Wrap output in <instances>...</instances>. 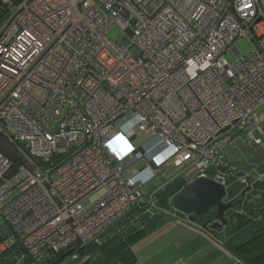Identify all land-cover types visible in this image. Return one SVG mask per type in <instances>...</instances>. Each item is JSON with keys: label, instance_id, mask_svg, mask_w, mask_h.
Here are the masks:
<instances>
[{"label": "built area", "instance_id": "1", "mask_svg": "<svg viewBox=\"0 0 264 264\" xmlns=\"http://www.w3.org/2000/svg\"><path fill=\"white\" fill-rule=\"evenodd\" d=\"M0 3V133L32 168L3 179L0 153V218L28 264L69 250L66 262L77 261L79 247L144 205L138 163V174L186 164V184L264 186V172L222 154L241 132L248 149L261 145L264 0ZM136 132L148 137L139 147Z\"/></svg>", "mask_w": 264, "mask_h": 264}, {"label": "rangeland", "instance_id": "2", "mask_svg": "<svg viewBox=\"0 0 264 264\" xmlns=\"http://www.w3.org/2000/svg\"><path fill=\"white\" fill-rule=\"evenodd\" d=\"M7 0H2L5 4ZM9 9L14 10V7L10 4ZM3 24H0V30ZM122 35V32L118 28H112L107 32V38L114 42ZM234 46L242 54H246L249 51V46L245 40H237ZM228 63L234 61L233 56L228 53L225 56ZM263 106V107H262ZM261 110H257L256 114L262 117V129L264 130V105ZM136 138L133 144L139 147L144 143L148 137L141 132H136ZM253 137L259 138L261 141L260 147L264 150V133H253ZM248 138L247 132H241L237 134L231 141L227 142L223 146V162L227 165L234 166L241 169L248 175L259 174L264 170V159L256 157L254 154L246 149H242L233 146V142H240L243 147ZM142 163H138L132 167L130 173H137L136 177L140 181L138 192L143 196L145 200V207L149 211V215L146 216L145 226L151 231L145 238L136 242L132 250L136 258L140 261V264H229L231 259L227 257L224 251L220 248L221 239L224 235H212L209 237L210 244L205 245L195 236L186 233V228L183 223H187L185 216H181L175 213L171 205L164 210H159L155 207V198L152 193L156 191L161 185L172 178H175L181 174L188 176L191 170L186 169V164L181 167L175 165H164L158 170L147 168L142 174H138V170L142 167ZM233 186V182L229 183V188ZM156 194V193H155ZM264 197V189L254 188L248 192L245 196V204H261ZM0 228H4V220L0 218ZM186 228V229H185ZM2 240L0 243L5 248H11L15 239L7 232H2ZM218 236V238H217ZM218 249H217V247ZM1 255V253H0ZM21 264V261L16 262Z\"/></svg>", "mask_w": 264, "mask_h": 264}, {"label": "trees", "instance_id": "3", "mask_svg": "<svg viewBox=\"0 0 264 264\" xmlns=\"http://www.w3.org/2000/svg\"><path fill=\"white\" fill-rule=\"evenodd\" d=\"M19 0H8L9 5L16 4ZM4 10L0 8V23L4 18ZM185 178L179 177L163 184L153 196L155 207L159 210L167 209L171 205L172 196L186 186ZM242 187L233 185L226 190L224 202L235 201ZM262 188L264 186H254ZM245 201V200H244ZM233 206L224 214L227 224L221 230H205L214 235L222 233L221 248L229 254L234 262L229 264H264V197L262 203ZM181 216L182 214L175 212ZM217 210L212 208L204 217L195 219L196 225L208 222L215 223ZM148 209L144 205L133 207L130 212L117 220L104 230L96 243H89L76 250L77 261L64 264H136V256L132 250L133 245L145 238L151 231L145 226ZM188 225V224H187ZM190 226V225H188ZM204 230V231H205ZM22 259L21 264H28V257L24 256L23 250L15 240L11 248H5L0 255V264H11ZM58 255H51L44 264H54Z\"/></svg>", "mask_w": 264, "mask_h": 264}, {"label": "water", "instance_id": "4", "mask_svg": "<svg viewBox=\"0 0 264 264\" xmlns=\"http://www.w3.org/2000/svg\"><path fill=\"white\" fill-rule=\"evenodd\" d=\"M0 7L4 9V6L0 3ZM233 146L247 149L243 147L240 142H233ZM250 153L256 157L264 159V150L262 147L255 149H249ZM0 153L8 159L10 167L3 175V179L8 178L15 173L20 167H25L27 171L32 174V168L27 165V158L18 153L17 148L0 133ZM145 167H142L139 171H143ZM264 172V171H262ZM252 188L246 187L240 191L235 201L224 202L226 198V190L224 186L216 183L209 178H196L189 182L184 188L172 196V207L175 212L186 216L187 224L194 226L200 230H204L206 227H210L211 230H221L227 224V219L224 218L226 211L233 208L235 205H240L245 200V196L250 192ZM53 200L59 205L56 197ZM212 208L217 210L215 215V223L210 225L208 222L196 225L195 219L197 217H204L208 211ZM76 246H80L79 242H76ZM73 250H69L54 262V264L64 263L69 256L73 254ZM12 262L11 264H14Z\"/></svg>", "mask_w": 264, "mask_h": 264}, {"label": "crops", "instance_id": "5", "mask_svg": "<svg viewBox=\"0 0 264 264\" xmlns=\"http://www.w3.org/2000/svg\"><path fill=\"white\" fill-rule=\"evenodd\" d=\"M263 107V106H262ZM262 107H260L259 108V110H261V108ZM261 119H262V117L261 116H259ZM263 120V119H262ZM264 131V130H263ZM256 139H259V138H256ZM235 142H238V141H235ZM258 147H260V146H258ZM264 171V170H263ZM182 175V174H181ZM181 175H179V176H177V177H175V178H172V179H170L169 181H166L164 184H166V183H168V182H170V181H172V180H174V179H176V178H179V177H182ZM162 186V185H161ZM161 186L156 190V191H154L153 193H152V196H154L155 195V193L157 192V191H159V189L161 188ZM145 204V203H144ZM135 207H137V206H135ZM183 225L186 227V228H188V230L186 229L185 231H186V233H189V234H191V235H193V236H195L196 237V239H198V240H200L204 245H205V243L207 244V245H209L210 243V240H209V237H212V233L211 232H209V231H206L205 229V231L204 230H200V229H198V228H196V227H194V226H188L187 225V223H183ZM217 238H218V236H217ZM1 240V239H0ZM221 243V242H220ZM3 245V244H2ZM217 247V246H216ZM5 248V247H4ZM221 248V247H220ZM217 249H218V247H217ZM222 249V248H221ZM222 251H223V249H222ZM225 252V251H224ZM225 254L227 255V257H229L230 259H231V262H234V259L229 255V254H227L226 252H225ZM18 261H21V263H22V259H19ZM13 262H15L14 264H16V261H13ZM66 262V261H65ZM64 262V263H65ZM140 261L136 258V264H140L139 263ZM12 263V262H11ZM64 263H62V264H64Z\"/></svg>", "mask_w": 264, "mask_h": 264}, {"label": "bare ground", "instance_id": "6", "mask_svg": "<svg viewBox=\"0 0 264 264\" xmlns=\"http://www.w3.org/2000/svg\"><path fill=\"white\" fill-rule=\"evenodd\" d=\"M2 232H4V233L7 232L9 235H11L10 232H9V230H8L6 227H4V228L2 229ZM2 235H3V234H2ZM0 239H1V238H0ZM14 239H15V238H14ZM4 250H5V248H4ZM4 250H3V251H4ZM3 251H2V252H3Z\"/></svg>", "mask_w": 264, "mask_h": 264}, {"label": "flooded vegetation", "instance_id": "7", "mask_svg": "<svg viewBox=\"0 0 264 264\" xmlns=\"http://www.w3.org/2000/svg\"><path fill=\"white\" fill-rule=\"evenodd\" d=\"M243 188L240 189V191L242 190ZM240 191H238V193H240ZM186 217V216H185Z\"/></svg>", "mask_w": 264, "mask_h": 264}, {"label": "clouds", "instance_id": "8", "mask_svg": "<svg viewBox=\"0 0 264 264\" xmlns=\"http://www.w3.org/2000/svg\"><path fill=\"white\" fill-rule=\"evenodd\" d=\"M130 183H131V181H130ZM244 189V188H243Z\"/></svg>", "mask_w": 264, "mask_h": 264}]
</instances>
